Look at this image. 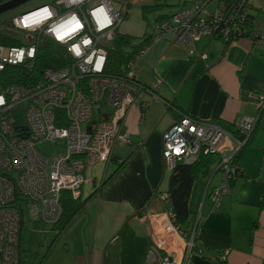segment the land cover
Returning a JSON list of instances; mask_svg holds the SVG:
<instances>
[{
  "label": "built area",
  "instance_id": "built-area-1",
  "mask_svg": "<svg viewBox=\"0 0 264 264\" xmlns=\"http://www.w3.org/2000/svg\"><path fill=\"white\" fill-rule=\"evenodd\" d=\"M119 1L76 0L73 3L72 0L70 4L52 0L21 12L5 24L4 20L0 22V37L11 36L18 42L9 45L0 41V79L11 67L30 70L43 40L64 47L69 58V63L61 69L44 70L42 80L31 87L0 82V96L5 100L0 105V264H24L20 253L21 231L24 225L30 224L28 219H33V223L42 220L56 224L61 214V193L68 192L74 199L81 197L87 168L101 163L105 169L113 158L114 146L130 142L127 133L120 134L127 113L131 108L144 111L148 100L143 97L155 96L153 89L160 85L157 80L147 88L131 72L152 44L165 40L169 45L187 48L190 56L205 60L206 54H198L194 49V43L202 38L220 39L225 44L246 36L259 38L248 22L249 0H232L206 15L200 0H196L193 6L179 8L167 18L151 23V39L129 64L127 79L107 78L104 76L107 53L124 21ZM105 13L111 20L107 26H103ZM25 17H31L29 26L18 27L17 21ZM76 21L83 27L77 29ZM86 40L91 42L86 45ZM76 48L79 55L75 53ZM30 51L33 55H29ZM21 53L22 60L18 59ZM101 58L102 70L94 71ZM259 101V110H262L264 90ZM20 106H23L21 124H24L21 129L20 112L16 110ZM257 120L258 115L238 120L232 125L236 134H231L217 121H196L181 116L162 134L163 165L171 172L182 159L217 156L215 165L222 181L208 193L217 208L228 191V181L240 176L233 159ZM57 140L65 141L64 148L52 155L40 150L42 144L49 142L53 146ZM163 199L166 200L165 195ZM169 218L168 233L173 235L176 231L183 238L184 255L177 258L161 252L163 243L157 235L144 254L146 264H188L191 256L201 254L194 247L196 227L193 226L188 237L174 224L170 213Z\"/></svg>",
  "mask_w": 264,
  "mask_h": 264
},
{
  "label": "crops",
  "instance_id": "crops-1",
  "mask_svg": "<svg viewBox=\"0 0 264 264\" xmlns=\"http://www.w3.org/2000/svg\"><path fill=\"white\" fill-rule=\"evenodd\" d=\"M167 1L160 13L164 18L196 2ZM217 1L218 7L230 0ZM249 4L258 39L246 36L225 44L220 39L202 38L194 43V49L206 54L205 60L190 56L185 47L160 40L136 62L131 72L137 81L147 88L157 80L160 85L153 89L155 96L143 97L148 107L144 111L131 108L121 125L120 134L127 133L130 142L117 143L112 160L132 153L123 170L101 188L115 170L116 166L111 167L115 163L89 172L99 177L83 185L82 197L97 193L60 236L64 250L76 264H146L144 254L157 235L163 243L161 252L177 258L184 255L183 238L167 230L171 219L163 196L170 172L160 155L162 134L181 116L231 125L258 115L259 96L264 90V0H249ZM139 11L133 17L127 12L119 27L133 43L146 34L151 39L150 25L158 21L157 13L144 20ZM251 135L235 162L242 174L228 181V191L217 208L208 195L222 181L216 165L211 179L199 178L192 186L189 220L196 227L194 234L202 254L191 256L188 264H264V110Z\"/></svg>",
  "mask_w": 264,
  "mask_h": 264
},
{
  "label": "trees",
  "instance_id": "trees-1",
  "mask_svg": "<svg viewBox=\"0 0 264 264\" xmlns=\"http://www.w3.org/2000/svg\"><path fill=\"white\" fill-rule=\"evenodd\" d=\"M7 0H0V3ZM159 3L147 4L140 7L142 16L146 20L148 14L157 13L156 19L159 20L164 18L160 13L164 11L167 7L165 4L166 0H156ZM230 0L228 3H230ZM162 2V3H160ZM221 2V0H220ZM120 8L124 11V19L127 17L128 10L133 6L129 1L122 3L119 1ZM225 5H219L218 7H223ZM250 6V5H249ZM250 9L251 6H250ZM3 21L0 15V22ZM249 25L252 23L253 26V15L252 10L249 12ZM257 32L256 30H253ZM4 34V33H3ZM147 35V34H146ZM144 35L138 43H133L132 38L128 35L121 34L116 32L115 40L112 44V47L107 53V62L104 70V76L107 78H124L127 79V74L129 72V64L133 60L136 54H138L142 48L148 44L149 36ZM0 41L4 44L8 43L9 45H17L18 42L15 41L11 36L5 37L1 35ZM69 58L64 50V47L52 43L48 40H43L40 43L39 50L34 62V66L30 70H26L24 67H11L8 68L6 73L0 79V82L3 84H22L26 87H31L34 84H37L42 80V73L46 69L57 70L61 69L69 62ZM23 106L18 107V115L21 118L19 123H22L23 115L22 108ZM264 109L258 111V117ZM17 115V117H18ZM67 122L65 121L66 125ZM223 129L231 134H236V130L232 125L225 124L223 122L218 123ZM24 125V124H23ZM23 125H20V128H23ZM253 132V131H252ZM251 132V134H252ZM248 137L245 141L243 148L236 153L233 159V163L240 159L241 155L249 145L252 135ZM132 157V153L124 159L114 158L112 162L115 163V170L110 174L104 181L103 186L108 185L115 177L123 170V168L128 163L129 159ZM111 162V161H110ZM217 162V156L208 155V156H196L191 162L186 163L184 159L178 161L174 169L169 174L168 189L166 192V208L167 211L171 214V217L174 220V224L183 232L184 235L190 237L192 234V229L194 225L190 224L189 220V208L188 201L191 193V189L195 181L199 178H207ZM235 170L242 174L241 170L235 166ZM95 195L89 196L88 198L78 197L74 199L70 193L62 192L60 196V205H61V214L58 222L54 224L53 230L57 233V240L62 235L63 231L67 230L72 224L73 220L79 216L85 209V205L88 203L91 198ZM25 226V225H24ZM27 226V225H26ZM28 227V226H27ZM22 239V238H21ZM56 240V241H57ZM195 250H198L199 243L194 239ZM202 249V247H201ZM22 254V250L20 249ZM49 249L46 251V254L41 258L39 264H43L47 258ZM201 253V252H200ZM202 254V253H201ZM25 264V263H24ZM35 264V263H32Z\"/></svg>",
  "mask_w": 264,
  "mask_h": 264
},
{
  "label": "rangeland",
  "instance_id": "rangeland-1",
  "mask_svg": "<svg viewBox=\"0 0 264 264\" xmlns=\"http://www.w3.org/2000/svg\"><path fill=\"white\" fill-rule=\"evenodd\" d=\"M49 1H52V0H30L14 10L1 14V19L4 20V24H5L8 22L10 18L20 14L21 12L25 10L26 11L30 10L34 6H37L39 4L46 3ZM66 1L70 2V4L72 3V0H65V2ZM129 1L133 4V6L131 7V9L128 10V17H133L134 14L139 15L140 13L139 8L143 5H147L150 3L151 4L159 3V1H156V0H122V3H126ZM174 1L175 0H168L167 3H173ZM207 1L208 0L200 1L201 6L204 7L203 15H206L208 13H213L217 7V3H218L217 0H211L209 2ZM206 2L207 4H205ZM66 9H69V8H66ZM81 129L84 131L85 129L84 126H82ZM64 146H65L64 140L63 141L57 140L53 146H51V143L49 142L42 144L40 146V150L47 155H52L54 152L58 151L59 149L64 148ZM191 160L192 159L190 157L184 159L186 163L191 162ZM111 167H115V165H111ZM102 168H103V164L101 163H97L93 166L88 167L86 170V179H85L86 184L87 183L90 184V181L92 180L93 177H95V179H98L99 177V175H97L96 172L93 174H90L89 172L91 170L99 171V170H102ZM102 185L103 183L100 185V188L102 187ZM96 193L97 191H95L90 196L95 195ZM33 221L34 220L31 218L28 219V222H30V224H28V227L26 225L22 227V231H21V238H22L21 239V250H22L21 260L22 262H24L25 264H32V263L39 264L41 261V258L46 254V251L49 249V253L43 264H76L74 262L73 256L70 255L69 252L64 250L65 246H63V241L61 237L60 239L58 238L59 240H57L56 238L57 233L56 231L53 230L54 225L47 223L45 221H42V220L39 221L38 223H33ZM195 239L198 241V239L196 238V235H195Z\"/></svg>",
  "mask_w": 264,
  "mask_h": 264
},
{
  "label": "clouds",
  "instance_id": "clouds-1",
  "mask_svg": "<svg viewBox=\"0 0 264 264\" xmlns=\"http://www.w3.org/2000/svg\"><path fill=\"white\" fill-rule=\"evenodd\" d=\"M75 2H76V0H73V3H75ZM81 2H82V0H81ZM100 11H103V9H100ZM95 15H96V12L94 11L93 12V16L95 17ZM48 16L49 17L51 16V13L50 12L48 13ZM104 18H105L106 23L103 26H107L108 24L111 23V20L107 17V14L106 13H105ZM73 19L75 20V17H73ZM29 20H31V17L21 18V20L17 21V26L18 27L19 26L28 27L29 26V23H28ZM82 27H83V25H81L78 21H76V28L77 29H80ZM54 31H55V29H54ZM90 42H91L90 40L84 41V43L86 45L89 44ZM75 53H76V55H79L80 54L79 48H76L75 49ZM29 55H33V51H30L29 52ZM18 59H21V60L23 59V53L20 54V56L18 57ZM89 62H91V61H89ZM102 64H103V58H101L97 62V64L95 65V67H94L93 70L94 71H101L102 70ZM4 103H5L4 97L3 96H0V105H3Z\"/></svg>",
  "mask_w": 264,
  "mask_h": 264
},
{
  "label": "water",
  "instance_id": "water-1",
  "mask_svg": "<svg viewBox=\"0 0 264 264\" xmlns=\"http://www.w3.org/2000/svg\"><path fill=\"white\" fill-rule=\"evenodd\" d=\"M28 1H30V0H7V1H4V2L0 3V15L6 13L8 11L14 10V9L20 7L21 5L25 4ZM209 178L211 179L212 175L209 176ZM194 247H195V244H194ZM198 249L200 250V252H202L201 247H199Z\"/></svg>",
  "mask_w": 264,
  "mask_h": 264
},
{
  "label": "flooded vegetation",
  "instance_id": "flooded-vegetation-1",
  "mask_svg": "<svg viewBox=\"0 0 264 264\" xmlns=\"http://www.w3.org/2000/svg\"><path fill=\"white\" fill-rule=\"evenodd\" d=\"M94 187H96V186H94ZM96 189H99V188H96Z\"/></svg>",
  "mask_w": 264,
  "mask_h": 264
},
{
  "label": "bare ground",
  "instance_id": "bare-ground-1",
  "mask_svg": "<svg viewBox=\"0 0 264 264\" xmlns=\"http://www.w3.org/2000/svg\"><path fill=\"white\" fill-rule=\"evenodd\" d=\"M5 203H7V201H5Z\"/></svg>",
  "mask_w": 264,
  "mask_h": 264
}]
</instances>
